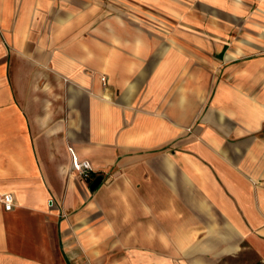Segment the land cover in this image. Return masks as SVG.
Segmentation results:
<instances>
[{"label":"crops","instance_id":"obj_1","mask_svg":"<svg viewBox=\"0 0 264 264\" xmlns=\"http://www.w3.org/2000/svg\"><path fill=\"white\" fill-rule=\"evenodd\" d=\"M118 1L0 0V264H264V0Z\"/></svg>","mask_w":264,"mask_h":264},{"label":"built area","instance_id":"obj_2","mask_svg":"<svg viewBox=\"0 0 264 264\" xmlns=\"http://www.w3.org/2000/svg\"><path fill=\"white\" fill-rule=\"evenodd\" d=\"M72 171L82 180L88 182L93 173V166L89 161H81L76 156H73ZM0 205H2L7 212L13 211L16 208L14 196L8 193L0 194Z\"/></svg>","mask_w":264,"mask_h":264},{"label":"rangeland","instance_id":"obj_3","mask_svg":"<svg viewBox=\"0 0 264 264\" xmlns=\"http://www.w3.org/2000/svg\"><path fill=\"white\" fill-rule=\"evenodd\" d=\"M123 5L124 4L120 3L118 0H105V9H106L108 15H113L115 12L119 11L120 8H125ZM139 6H141L143 8V4L140 5V3H139ZM148 8H149V6H148ZM125 256L122 257L123 263H126V261L128 260V258ZM114 258H115V253H103L98 259L97 258H94V259L91 258V259H84V260H88L89 264H97V262H99V264H113ZM252 261H254V262H252ZM251 264H258V263H255V258L251 257Z\"/></svg>","mask_w":264,"mask_h":264},{"label":"water","instance_id":"obj_4","mask_svg":"<svg viewBox=\"0 0 264 264\" xmlns=\"http://www.w3.org/2000/svg\"><path fill=\"white\" fill-rule=\"evenodd\" d=\"M102 181H103V177H102V176L97 177V178L94 180V182L91 184V186H90V190H91L92 192H95V191L97 190L98 186L100 185V183H101Z\"/></svg>","mask_w":264,"mask_h":264}]
</instances>
